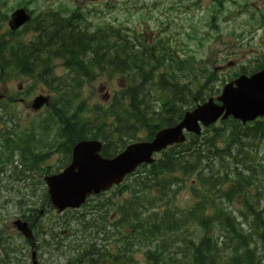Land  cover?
I'll list each match as a JSON object with an SVG mask.
<instances>
[{
	"label": "trees",
	"instance_id": "trees-1",
	"mask_svg": "<svg viewBox=\"0 0 264 264\" xmlns=\"http://www.w3.org/2000/svg\"><path fill=\"white\" fill-rule=\"evenodd\" d=\"M75 16L77 15H70L68 18L62 19L55 13H49L34 18L31 27L36 33V37L28 43H17L12 49L7 50V48L0 47V76H5L7 70H19L24 75L32 76L37 73L38 77L45 79L42 74L48 72L46 76H50V62L59 59L66 67L70 79H74L75 76L89 79L96 72L106 73L109 77H115V75L125 77L127 87L121 93L120 99L114 100L115 106L109 117L114 118L117 125V114L115 115V113L121 109L123 102L128 100L130 119L135 122L133 126L140 123L145 124L147 128L151 126L147 133V139L153 137L161 127L171 126L178 122L181 119L183 108L186 105L202 101L205 92L210 91L213 83L217 80L215 70L208 68L201 61H195L192 56L188 55L180 61L175 60L165 41L160 42L159 40L149 46L138 37L129 39L126 35L121 36L118 32H113L110 29H108L109 31L103 29L90 33L86 24L83 26L74 25L71 18ZM158 45H163L165 49ZM164 58L178 72L184 73L187 70L188 78L184 84H177L175 74L173 77L170 64ZM37 67L41 68L42 74ZM158 67L162 68L163 74H157ZM155 78L158 82L154 84L161 96L157 112L148 108L147 93H144L145 90H141L145 84L153 82ZM0 81H2L1 78ZM45 85L47 86V84ZM65 87L73 88V85L67 84ZM11 105L10 102L0 103V110H3L0 114L6 115L10 112ZM65 109L64 105L57 106L55 102L51 105L50 125L56 126L57 136L62 141V146H66L64 151L68 155L76 141L87 137L100 138L105 142L102 154L106 157L113 156L121 148L120 139L113 140L114 144L109 148L107 138L94 132L95 124H99L98 127L101 128V123L90 122L78 115L77 112V120H75L74 116H69ZM144 111L148 113V116H145ZM105 115L108 116V114ZM133 126L132 128H134ZM47 129H49V125H47ZM106 129H108L105 132L107 136L111 129L110 127ZM119 132L117 130L115 133ZM241 132H245V129L232 122L231 129L228 131L213 129V136L210 138L191 137L185 147L180 145L179 151L165 153L163 157L165 159H160L152 164L145 178L136 180L143 188L156 189L157 199L161 201L162 197L167 195L171 185L170 180L163 177L166 173L177 169H181L185 173L184 169L188 165L192 170L189 169L190 173L186 176H190L192 171L199 169L203 158L211 161L215 158L217 139L226 138V147L221 150V153L223 156L234 154V165H238V167L235 166L236 170L231 173L229 172L231 166L224 168L220 181L227 185L228 192L223 195L232 204L242 201L244 213L241 214L247 229L243 230V225L236 221L231 212L223 208L221 201L210 200L206 203H199L197 211H190L189 216L183 218L186 223L197 224L204 231V235L198 237L199 241L196 244L191 243L192 256L189 264L261 263L260 256L253 244L256 247V241L264 243V219L261 217L262 211L255 207L262 198L261 190L264 189L260 188V179L264 180V165L253 162L249 152L256 139L264 138V131L262 128L249 130V143L241 138L239 135ZM242 135L245 137V134ZM8 141L9 143L5 147L12 143L15 149L20 151L22 159L34 157L32 149L29 148L32 144L23 132L20 133V136L13 134V138H8ZM22 145L23 150H20ZM187 155L190 160L185 159ZM229 158L231 159V156H227V159ZM146 181L149 183L146 184ZM151 182L154 186L151 185ZM206 209L212 210V215H204ZM249 216H251V222L246 220ZM130 219V213L126 215L125 212H121V220L128 223ZM147 219L149 218L136 217L135 220L141 222L136 227L145 231L143 222ZM166 220H172L177 227L178 223L173 217L168 216ZM94 229L96 231L97 227H92V232ZM131 229L134 230V227ZM212 229L219 231L220 234L216 232L213 236L208 235ZM250 229L254 232L255 237L250 233ZM102 231L99 228V232L102 233ZM142 233L145 232L142 231ZM141 241H144L143 235H141ZM84 248L86 247L84 246ZM154 263L163 264V262H159L157 256Z\"/></svg>",
	"mask_w": 264,
	"mask_h": 264
},
{
	"label": "rangeland",
	"instance_id": "rangeland-1",
	"mask_svg": "<svg viewBox=\"0 0 264 264\" xmlns=\"http://www.w3.org/2000/svg\"><path fill=\"white\" fill-rule=\"evenodd\" d=\"M214 2V0H0V34L6 33V21L10 13L18 7L24 5L34 16L40 11L46 12L48 8L57 9L66 6L68 9L77 8V11H80L79 16L81 19H83L84 13H87V21L93 24H113L120 28H127L130 32L143 34L146 39L162 36L164 40L169 42L170 49L178 53L179 59L189 55L195 61H202L211 69L225 66L226 63L231 61L235 62V71L242 65L248 68L247 53H249V70H251L254 67L252 58L264 55V0H226L225 3L221 4V13L218 16L215 15V19L211 20L212 14L207 15L206 13L210 12V9H213L214 13L216 12ZM245 2H249V6L246 7L244 4L248 3ZM233 12H237L238 15H233ZM22 35V39H26L32 36V32L29 30L28 33ZM254 54L256 56L253 57ZM231 69L233 68L218 71V81L222 82L221 77L226 76ZM53 74L56 77L50 80L49 87H52L56 92L52 93L53 100L57 98V102H60L66 96L63 92L70 91V89L65 87L67 81L63 80L65 70L61 65L55 66ZM123 84L124 79L120 77H114L110 80L105 75L97 76L93 81L80 84L79 94L76 97L70 96V104L72 105L75 101L77 103V100L81 99L83 103L81 107L84 110L92 107L99 108L98 106L107 108L114 91L119 90ZM27 85L28 81L25 79H16L0 86V91L17 93V113L12 118L13 123H17L22 128L35 126L36 121H31H34L37 115L45 113L44 108L37 113L32 112L29 104L34 96L38 94L47 95V93L38 91L28 95L25 93L27 92ZM220 87V84L216 82L213 89L218 90ZM106 94H108L109 99L104 102L102 97ZM226 128H229V126H226ZM3 130L4 123L2 122L0 123V132ZM38 133L39 131L36 130L35 137L39 139ZM134 135L136 138L142 139L145 136V131L140 127L134 131ZM123 140L127 143L136 141L127 138H123ZM253 145L255 147L251 148L249 156L253 162H260L261 165H264V144L257 140ZM2 149L0 148V151ZM37 149L38 152L48 156L46 163L42 165V169L49 166V173L56 172L55 168L59 166V160H62L63 156L61 147L46 138L37 144ZM5 155L6 153L2 152L0 156V230L3 233V240L0 243V256L3 246L14 248L21 253V262L26 264L29 252L25 253L23 238L10 224L16 219H23V216L27 215L26 209L28 207L43 210V216L39 224L44 232H53V229L55 232H59L62 227H65L75 233L79 226L73 222L69 226L66 225V222H61L63 219L70 218L74 215L73 213L57 215L56 212L44 204L45 184L38 176L39 173H42L41 166L35 167L32 171L24 169L22 173L14 174L12 173V165H6L4 162ZM155 157L159 158V155ZM12 159L18 165V155H14ZM21 169L18 165V171ZM196 177L195 174L191 176V178ZM131 180L132 178H129L123 185H129ZM195 183V188H201L198 181H195ZM260 183V188H264L262 178ZM191 184L194 185V181ZM188 185L189 182L185 181L184 187L175 195L174 204L178 208H186L191 198ZM121 190L112 189L106 192L104 196L92 197V201L88 202V205L94 202H102L108 197H112L117 205L122 199L125 200L131 197L130 195L123 196L120 194ZM204 193L207 201L214 200L218 202L220 200L211 191L205 190ZM261 193L264 194V189L261 190ZM223 207L228 210L235 208V206L232 207L228 203L223 204ZM114 210L115 207L111 208L108 211V216L113 214ZM235 216L240 217L237 213H235ZM250 218L249 216V222ZM185 232L189 235L190 230H185ZM44 238L46 242H49L46 236ZM177 245L182 244L178 243ZM256 247V251L261 258V264H264V243L258 241ZM52 248L50 247L43 255L40 253L39 260L42 261V264H65L66 260H74L72 264H86V261H81L80 256L75 254L74 251H66L63 255H60L57 251L51 253ZM147 248H150V246ZM144 249L142 246L135 252L133 255L134 263L132 264H147ZM175 250L180 251L177 247ZM176 258H178V264L190 263V253L185 257L177 255Z\"/></svg>",
	"mask_w": 264,
	"mask_h": 264
},
{
	"label": "water",
	"instance_id": "water-1",
	"mask_svg": "<svg viewBox=\"0 0 264 264\" xmlns=\"http://www.w3.org/2000/svg\"><path fill=\"white\" fill-rule=\"evenodd\" d=\"M27 20L28 16L20 9L11 15L9 26L14 30ZM217 101L221 103L220 106L210 99L192 112L185 113L179 124L158 131L152 141L129 145L112 159L99 156L100 143L96 141L77 143L72 150L70 165L62 173L45 178L51 204L58 211L78 207L89 194L118 184L137 165L150 163L152 153L182 141V129L198 134V122L207 126L221 115L222 118L231 115L245 123L264 116V70L249 78L242 75L225 85ZM44 102V98L37 97L32 108L38 109ZM14 226L25 237L30 235L25 223L16 221Z\"/></svg>",
	"mask_w": 264,
	"mask_h": 264
},
{
	"label": "flooded vegetation",
	"instance_id": "flooded-vegetation-1",
	"mask_svg": "<svg viewBox=\"0 0 264 264\" xmlns=\"http://www.w3.org/2000/svg\"><path fill=\"white\" fill-rule=\"evenodd\" d=\"M247 75L249 76V65H248V71H247ZM91 217V216H90ZM30 218L28 220L29 222V227L31 228V230L33 231V234L35 233L36 235H40V233H37V230L36 228H34L35 224L37 223V216H34L33 218L31 216H28L27 219ZM63 234L66 235V231L63 230L62 231ZM67 238V241H68V236H66ZM44 242H39V240H36L35 236L33 237V242H30L29 240L26 242V245L29 246V248H34L35 249V252H36V255H39L41 253V250L44 249Z\"/></svg>",
	"mask_w": 264,
	"mask_h": 264
}]
</instances>
